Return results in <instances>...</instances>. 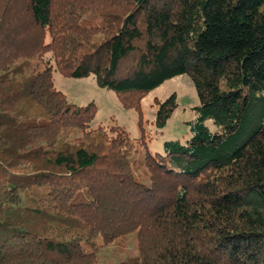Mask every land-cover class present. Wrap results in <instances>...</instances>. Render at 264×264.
<instances>
[{
	"label": "trees",
	"instance_id": "16d2710c",
	"mask_svg": "<svg viewBox=\"0 0 264 264\" xmlns=\"http://www.w3.org/2000/svg\"><path fill=\"white\" fill-rule=\"evenodd\" d=\"M55 71L139 114L186 75L190 136L147 150L145 184L126 129L92 128ZM156 105L162 131L177 95ZM129 236L123 264H264V0H0V264H101L83 246Z\"/></svg>",
	"mask_w": 264,
	"mask_h": 264
},
{
	"label": "rangeland",
	"instance_id": "374dc122",
	"mask_svg": "<svg viewBox=\"0 0 264 264\" xmlns=\"http://www.w3.org/2000/svg\"><path fill=\"white\" fill-rule=\"evenodd\" d=\"M31 64L35 69H44L43 63L37 59ZM54 83L56 89L66 95L71 103L86 106L94 102L97 105L98 112L92 123V128L107 126L114 121L126 129L135 142L134 156L139 161L140 174L145 184L149 183L147 172L143 166L147 150L153 153L161 152L165 141L178 139L185 141L189 138L190 134L186 130L185 122L195 118L193 107L199 104L194 85L186 75L167 81L146 96L141 103L142 114L134 109H125L118 96L112 91L99 87L94 77L70 79L59 71H55ZM173 94L177 95L179 107L168 122L166 129L158 130L155 126L156 103L165 101ZM37 115L43 117L40 112H37ZM41 117L38 116V118ZM141 119L144 121L142 122L143 127L140 125ZM74 136V139H80L82 135L79 132ZM143 136L144 140H142ZM83 249L87 253L98 249L101 264H123L130 260L135 262V258L138 256L135 236H129L108 247L104 246L102 240L98 238L91 245H84Z\"/></svg>",
	"mask_w": 264,
	"mask_h": 264
}]
</instances>
